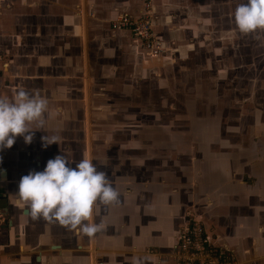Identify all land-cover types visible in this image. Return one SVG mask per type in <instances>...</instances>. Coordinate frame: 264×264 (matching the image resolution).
<instances>
[{"label":"crops","instance_id":"1","mask_svg":"<svg viewBox=\"0 0 264 264\" xmlns=\"http://www.w3.org/2000/svg\"><path fill=\"white\" fill-rule=\"evenodd\" d=\"M206 1L0 0V98L12 99L23 88L48 100L44 126L30 125L32 142L17 137L0 151V264H135L145 257L146 264H174L158 255L170 253L188 215L202 221L211 242L230 249L239 264H264V166H254L248 152L241 162L231 152L193 150L185 173L178 148L166 151L153 143L141 160L98 165L120 196L117 203L98 205L93 219L102 227L92 237L33 218L15 203L20 178L42 171L49 159L62 154L72 167L84 157L93 161L92 142L98 139L90 141L92 127L102 125L104 112L130 108L125 95L137 93L139 80L170 85L176 72L184 74L176 66L189 60L195 37L204 31L203 8L213 13ZM145 12L163 46L155 59L130 33L110 27L121 14ZM110 94L119 101L107 98ZM120 120L116 125H133ZM45 135L58 137L57 144L42 147ZM238 174L256 175L261 182L255 189L234 183ZM174 175L186 176L187 186L171 184Z\"/></svg>","mask_w":264,"mask_h":264},{"label":"rangeland","instance_id":"2","mask_svg":"<svg viewBox=\"0 0 264 264\" xmlns=\"http://www.w3.org/2000/svg\"><path fill=\"white\" fill-rule=\"evenodd\" d=\"M241 2L211 0L214 6L210 14L208 6L203 8L200 24L204 31L195 37L189 60L176 66L184 74L176 72L170 85L139 80L137 93L125 95L130 108L126 105L124 110H114V115L104 112L99 119L102 125L92 127L93 136L90 132V141L98 139L92 142L91 152L96 166L127 165L133 156L141 160L153 143L166 151L178 148L185 173L190 171L187 154L193 150L202 154L231 152L236 160L240 156L241 162L242 154L248 152L254 166H264V157L260 158L264 152V31L244 34L238 30L233 13ZM107 98L119 101L120 97L110 94ZM116 118L119 122L131 119L133 125H116ZM103 139L108 148L103 149ZM199 167L203 177L204 167L201 163ZM244 175H235L232 180L250 186L261 182L256 175ZM169 182L183 188L188 183L186 176L176 175ZM185 219L182 226L193 217Z\"/></svg>","mask_w":264,"mask_h":264},{"label":"clouds","instance_id":"3","mask_svg":"<svg viewBox=\"0 0 264 264\" xmlns=\"http://www.w3.org/2000/svg\"><path fill=\"white\" fill-rule=\"evenodd\" d=\"M233 17L241 33L264 31V0H243ZM47 108L46 97L23 88L12 99L0 98V151L10 149L17 137L30 144L34 131L30 125L36 123L42 128ZM57 140L56 136L45 135L42 147L57 144ZM72 164L61 154L49 159L42 171H30L22 176L14 194L15 203L33 218L42 217L92 237L102 227L93 219L96 208L100 204L117 203L120 193L90 157L82 158L75 167ZM146 259L138 258L135 264H146Z\"/></svg>","mask_w":264,"mask_h":264},{"label":"built area","instance_id":"4","mask_svg":"<svg viewBox=\"0 0 264 264\" xmlns=\"http://www.w3.org/2000/svg\"><path fill=\"white\" fill-rule=\"evenodd\" d=\"M113 31H126L138 42L149 59L158 58L163 46L154 33L150 14L145 12L139 17L121 14L110 22ZM159 259L174 264H239L233 252L211 242L202 221L190 219L180 227L170 253L158 255Z\"/></svg>","mask_w":264,"mask_h":264},{"label":"water","instance_id":"5","mask_svg":"<svg viewBox=\"0 0 264 264\" xmlns=\"http://www.w3.org/2000/svg\"><path fill=\"white\" fill-rule=\"evenodd\" d=\"M2 175V174H1Z\"/></svg>","mask_w":264,"mask_h":264}]
</instances>
